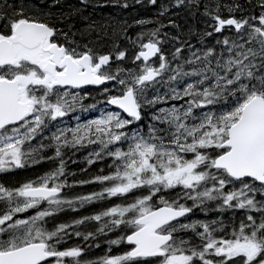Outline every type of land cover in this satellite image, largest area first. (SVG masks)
Wrapping results in <instances>:
<instances>
[{
	"label": "snow or ice",
	"instance_id": "1",
	"mask_svg": "<svg viewBox=\"0 0 264 264\" xmlns=\"http://www.w3.org/2000/svg\"><path fill=\"white\" fill-rule=\"evenodd\" d=\"M90 2L58 13L60 0H0V171L57 161L17 187L0 184V264H264V0H171L159 16L199 13L206 29L187 36L200 46L175 21L173 35L142 17L126 37L131 53L96 43L109 27L125 35L126 20L74 29L69 18ZM126 59L132 67L117 63ZM89 145L87 164L107 157L108 171L69 181L67 152ZM88 184L99 187L63 193ZM92 204L101 206L47 226ZM197 208L231 219L190 218ZM109 233L105 254L86 259Z\"/></svg>",
	"mask_w": 264,
	"mask_h": 264
},
{
	"label": "trees",
	"instance_id": "2",
	"mask_svg": "<svg viewBox=\"0 0 264 264\" xmlns=\"http://www.w3.org/2000/svg\"><path fill=\"white\" fill-rule=\"evenodd\" d=\"M101 3H104V0H100ZM241 3H244L245 0H240ZM96 3V0H91V2L87 5L86 8L83 10V16H76V17H70V21L73 24L74 29H79V30H85V25L96 22V24H103L105 21H108L109 24L113 20L117 24H120L121 21H127V24L130 25L127 27V33L125 35H117L114 36L111 31V27H109L108 35L104 36L103 33L100 34V39L96 41L97 44H102L103 47H101L99 50L100 51H108L112 42L117 41L119 46L121 48H125L128 50L129 53L133 51V45L128 42V39L126 37H135L137 31L139 30L138 25H132V21L134 19H140L142 17H151L154 19H160L164 21L166 27L162 29L164 32H169L170 34H176V29L171 26L167 25V20L171 19L178 23L180 25V32L182 34V38L187 40L189 43L193 44V47H198L200 46L196 37L193 36L190 40L188 39L187 36V30L191 27L192 29L196 30L197 32H200L204 29H206V25L203 22V18L197 13L195 17L192 15L188 14L186 11H181L178 10L174 7H169L168 13L160 17L159 16V11L161 9V5H171V0H157L155 5L148 4L147 0H141L140 4L134 3V0H129V7L128 8H120L118 6L113 5L112 3H104L103 7L96 6L94 7L93 4ZM68 5L72 6H78L79 5V0H60V4L57 6V11L58 13L60 11H65L67 12L68 10ZM225 15L227 13H224ZM86 17V19L84 18ZM146 28H151L153 27V24H147L145 25ZM67 30V29H65ZM96 35L97 33L95 31H91V39L96 40ZM217 34H213L212 38H208V43L209 44H214L215 40L214 37ZM85 38H89L87 35ZM77 39H80L79 34L77 35ZM162 50L165 52L166 56L170 58L171 53L173 51V43L168 39L165 38L164 43L161 45ZM182 51H187V49H184ZM117 63H122L123 66L128 67L129 64H131L130 59H126L123 62H117ZM89 147L87 146L86 148L80 149V150H72L68 151L66 156H65V164H66V169L69 172L75 173V177L73 176H68V180L71 181L73 178L75 179H81V178H87L88 176L92 174H96L101 168L104 169L105 172L108 171V158L106 157L104 160L96 161L92 165H88L86 161V153H88ZM51 150L48 149L46 154L51 155ZM57 161L54 160H44L40 164H34L31 166H26L24 168L16 169L15 172H12L10 175H8V179H13L11 182H6L7 185L10 187L13 184H19V183H24L28 180H34L37 176L42 175L43 173L49 171L51 168L56 166ZM81 169H86V171L81 172ZM8 186V187H9ZM97 185L96 184H88V185H83V186H72L70 188H65L63 192H78V190L82 189V193L95 190ZM115 199V198H113ZM106 204L108 202H105ZM190 204V201L188 202ZM99 204H92V205H86L84 208L79 209L77 212H72L71 210H67L64 212L59 213L55 217H53L51 220H49V227L53 225L54 222H60V221H68L74 217L80 216V215H89L91 214L92 211L99 209ZM32 210H29V215L31 214ZM225 220H230L231 216L229 212H224L223 214L218 213L215 211L214 208H210L208 211L207 215H205L204 212H202L200 209H193L192 213L189 215L190 218L194 219H213L216 216H221ZM237 218L238 214H237ZM94 223V222H93ZM47 225V226H48ZM91 227V226H90ZM113 234L112 238H114V234L116 233H109ZM110 237H106L104 240L108 239ZM100 240V239H99ZM104 240H101L99 242V247L106 246L109 248V245L107 243H103ZM69 244H72L74 242L68 241ZM79 243V242H75ZM95 244V243H94ZM87 249H92L94 250L93 246L88 247ZM86 249V251H88ZM99 250V249H98ZM96 250L95 252H97ZM115 250V249H114ZM113 253V252H112Z\"/></svg>",
	"mask_w": 264,
	"mask_h": 264
},
{
	"label": "rangeland",
	"instance_id": "3",
	"mask_svg": "<svg viewBox=\"0 0 264 264\" xmlns=\"http://www.w3.org/2000/svg\"><path fill=\"white\" fill-rule=\"evenodd\" d=\"M184 53H185V55L187 54V51H184ZM128 67H132V64H129L128 65ZM88 102H91V100H89ZM90 113H85V116L87 117V118H90V116H88ZM95 115H98L99 114V111L97 110V111H95V113H94ZM83 117H84V115H83ZM82 117V118H83ZM86 117H84V118H86ZM68 123H69V126H71V124H73V123H75V121L74 120H72V118H69V120H68ZM89 147V149L87 150L88 152H89V150L90 149H92V148H94L95 147V145H89L88 146ZM51 150V149H50ZM51 152H52V150H51ZM87 155H86V157L88 156V153H86ZM42 162V161H41ZM40 162V163H41ZM40 163H37V164H40ZM31 166V165H30ZM16 169H20V168H13V169H11V170H3V171H0V184H2V185H4L5 187H8L9 185H7L6 183H5V180H6V182H11V181H13V179H8V178H6V177H8V175H10L12 172H15V170ZM20 184H22V183H19V184H13L11 187H17V186H19ZM10 187V186H9ZM98 185H97V189H98ZM82 192H84V191H82V189H80V190H78V192H63L64 194H66V195H69V196H71V195H74V194H82ZM191 203V202H190ZM99 206H101V205H99ZM98 210V209H97ZM93 212V211H92ZM91 212V213H92ZM49 219V218H48ZM52 218H50V220H51ZM48 227H49V225H48ZM114 235H116V234H114ZM112 236H113V234H110L108 237H110V238H112ZM106 237H101L100 238V240H98V241H94L93 243H98L99 244V242L101 241V240H104ZM70 242H80L79 240H78V238H76V237H72V239L70 240ZM103 243H106V240H104L103 241ZM123 246H116V245H113V246H111V251L113 252V254H116L117 252H118V250L120 249V248H122ZM93 248H95L94 250H92V249H87L88 251H85V253H84V256H85V258L86 259H95L97 256H102V255H104L105 254V251L108 249L106 246H103V247H94L93 246ZM99 249V250H98ZM115 249V250H114ZM96 250H98L97 252H95Z\"/></svg>",
	"mask_w": 264,
	"mask_h": 264
},
{
	"label": "flooded vegetation",
	"instance_id": "4",
	"mask_svg": "<svg viewBox=\"0 0 264 264\" xmlns=\"http://www.w3.org/2000/svg\"><path fill=\"white\" fill-rule=\"evenodd\" d=\"M97 109H99V105L97 106ZM90 115H92V114H89L88 116H90ZM84 117H86L85 114H84ZM84 117H83V118H84ZM69 118H71V115L67 118V120H69ZM86 118H87V117H86Z\"/></svg>",
	"mask_w": 264,
	"mask_h": 264
},
{
	"label": "water",
	"instance_id": "5",
	"mask_svg": "<svg viewBox=\"0 0 264 264\" xmlns=\"http://www.w3.org/2000/svg\"><path fill=\"white\" fill-rule=\"evenodd\" d=\"M153 59H155V58H153Z\"/></svg>",
	"mask_w": 264,
	"mask_h": 264
}]
</instances>
